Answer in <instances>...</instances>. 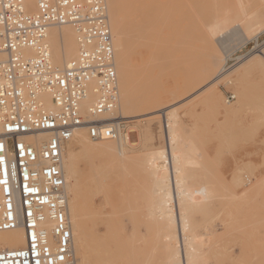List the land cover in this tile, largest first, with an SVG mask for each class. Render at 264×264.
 <instances>
[{
  "label": "bare ground",
  "instance_id": "bare-ground-1",
  "mask_svg": "<svg viewBox=\"0 0 264 264\" xmlns=\"http://www.w3.org/2000/svg\"><path fill=\"white\" fill-rule=\"evenodd\" d=\"M213 1L223 3V0ZM213 1L209 2L212 6ZM245 1L247 5L243 11H238V14L235 13L237 15L233 17L220 18L221 20L219 19L216 25L212 26L205 22L202 25V22L198 20L200 17H197L195 12L188 16V12L193 8L190 11H188L190 6L185 9L187 0H106L114 49V68L118 81L116 113L126 118L132 125L115 140H92L86 130L80 128L64 145L61 168L65 179L66 215L72 233L71 252L74 264H158L155 256L157 249H160L163 255L159 264H220L212 263L210 258L201 256L198 250L200 244L186 235L187 204L190 207L193 201L198 202L203 198L219 200V192L210 190L211 188L201 187L198 192L195 188L196 194L190 192L194 196L188 191L185 193L188 187L186 182L189 176L188 168L190 166L195 168L198 160H193L195 158L192 159L185 149L181 153L175 152L174 155H171L169 151L167 157L162 152H157L144 161V156L139 155L136 148L141 146L144 138L152 140L150 127L142 122L147 116L156 114L160 106H167L170 98L176 95L169 90L166 94L157 90L148 97L145 93L148 91L146 89L148 81L155 85L157 80L174 75L173 69L177 67L184 72V83L193 80V84L195 81L197 85L202 86V89H208L203 103L216 108L221 105L217 90L220 80H224V84L231 86L232 89L234 86V96L236 98L238 95V103L241 104L247 98L248 88L245 86L248 84L244 86L245 80L247 82L253 76L264 79V48L260 51L257 49L258 53L251 55L252 50L260 46L259 36L264 34V0ZM21 2L27 13L37 12L35 0ZM195 2L197 1L194 0V4ZM210 9L213 10V7L209 8L206 15L211 13ZM216 13L214 12L213 15L215 16ZM210 17L213 19L212 16ZM200 20L204 21L202 18ZM191 31L199 32L201 41L204 42L203 49L206 50L202 56L203 59L198 58L197 62L194 60L196 57L192 54V50L189 49L192 48L188 38L189 34H193ZM227 32H230L231 36L238 35L241 42L240 48L232 51V48L226 46L224 34ZM190 41L192 42L193 39ZM46 42L49 46L51 62L60 70L65 69L67 64L77 56L76 34L69 25L48 26ZM250 43L253 46L249 53L237 58L239 61L249 57L238 67L230 71L225 69L226 60L236 50ZM134 56H140L139 65L133 61ZM191 68L194 72L192 76L189 74ZM186 83L185 86H187ZM41 99L47 110L53 109L49 96L43 95ZM92 102V96H89L82 103L81 112L86 113ZM138 108H144L150 113L137 115ZM158 108L159 110L156 111ZM223 109L227 110V108ZM132 112H136L135 115H128ZM166 112L162 115L165 116ZM131 133H137L135 141L130 140ZM47 138L48 135L41 134L27 137L26 140L32 144H38ZM130 149H134L135 152H131ZM96 160H105V163L98 164ZM80 162L85 164V171L81 170ZM143 174L153 181L154 199L157 202L155 205L157 208L159 206L162 231L155 233L142 249L138 247L139 241L140 243L142 241L137 239L139 215L137 194L139 193L134 191L132 201L127 193L125 198L126 217L133 224L132 236L127 237L123 228L120 231L116 230L118 228L114 227L115 222H112L114 217H111L115 210L111 207L112 211L108 214L104 211V205L108 204L106 193L109 188L108 179L111 176L120 175L125 181L126 191L129 186L137 189ZM128 176L132 178L131 183L128 182ZM100 196L104 202L102 208L97 205V198ZM102 226L106 229V233L101 235L98 230ZM46 230L50 234L49 224L46 225ZM116 238H120L121 242L113 243ZM112 243L115 245L114 250L110 247ZM25 244V234L20 226L15 230L0 232V251L22 248Z\"/></svg>",
  "mask_w": 264,
  "mask_h": 264
},
{
  "label": "built area",
  "instance_id": "built-area-1",
  "mask_svg": "<svg viewBox=\"0 0 264 264\" xmlns=\"http://www.w3.org/2000/svg\"><path fill=\"white\" fill-rule=\"evenodd\" d=\"M21 1L0 0V232L20 226L26 244L1 250L0 264H74L64 145L80 128L92 140H115L129 124L116 113L108 9L106 0H35L37 12L29 14ZM50 25H69L76 34L77 56L63 70L50 59ZM234 55L225 69L238 61ZM43 95L50 97L52 110ZM89 96L93 102L82 113ZM234 99L226 92L227 104ZM41 134L48 138L38 144L26 140Z\"/></svg>",
  "mask_w": 264,
  "mask_h": 264
},
{
  "label": "rangeland",
  "instance_id": "rangeland-1",
  "mask_svg": "<svg viewBox=\"0 0 264 264\" xmlns=\"http://www.w3.org/2000/svg\"><path fill=\"white\" fill-rule=\"evenodd\" d=\"M187 1L188 4H186L185 9L190 6L189 10L187 9L190 11L193 8L192 11L188 12V16L197 13V17H200L198 20L200 23L202 22V25L205 22V24L212 26L216 25L220 18L236 16L238 11H243L247 5L245 0H223L224 4H219L217 3L219 1L214 2L213 0H196L195 4L194 0ZM207 1L208 4H206ZM211 1H213V6L209 4ZM193 4L194 6H192ZM204 6L213 7V10L210 9L211 13H208L213 19L205 14L209 11V8L206 9ZM201 7L205 9H201ZM214 12H217L215 16L213 15ZM201 18L204 21L200 20ZM210 18L211 20H209ZM191 33L193 32L191 31ZM224 36L226 37V46L232 48V51L241 47L238 35L231 36V33L227 32ZM188 38L189 45L192 46L189 49L197 58L194 59L195 62L198 58L203 59L202 56H204L206 50L203 49L204 42L201 41L202 38H200L199 32L196 31L195 33L194 31L193 34H189ZM193 42L194 44H192ZM263 42L264 34H261L259 36L261 47L252 50L251 55L264 48ZM252 46V43L247 44L233 54H235V57L246 56ZM247 58L237 61L236 65L230 64L228 71L241 65ZM133 61L139 65L141 62L140 56H134ZM176 68H172L175 76L172 75L163 80H157L155 85L151 81L147 82L146 89L148 91L145 93L148 97L152 96L153 92L157 90L165 94L172 91L176 95L170 98L167 106H160V110L159 108L156 109V111L159 110L156 114L147 116L142 122L150 127L152 140L147 137L144 138L143 143L136 148V151L139 155L142 154L144 161H146L151 154L157 152H162L167 157L169 151L171 155H174L175 152L180 151L181 153L186 149L189 152L188 155L199 162L195 161V168L192 166L188 168L189 176L186 181L188 187L185 193L188 191L189 194L194 196L190 192L195 193L196 189L198 192L201 187L211 188L210 190L213 189L219 192V200L203 198L198 202L197 200L193 201L190 207L187 204L186 235L200 244L198 250L201 256L210 258L212 263L264 264V79L253 76L249 81L246 82L245 80L244 86L248 84V86H245L248 88V92L246 100L241 104L238 103V95H236L233 102L226 103V92L234 94V86L232 89L231 86L224 84V80H220L217 90L220 94L222 107H218L221 106L218 105L216 108H211L203 103L208 89H202V86L197 85L195 81L193 84V80H189L190 84L186 81L187 86H185L184 72ZM193 73L191 68L189 74L192 76ZM236 90L235 93L237 94ZM166 108L167 110H164ZM223 108H227V110ZM137 111V113L132 112L128 115L133 116L135 113L146 115V113H150L144 108H138ZM165 111H167V114L164 116L162 114ZM130 125L132 124H128V127ZM129 138L131 141H135L137 133H131ZM130 150L133 153L135 152L134 149ZM96 161L98 164L105 163V160ZM164 165L167 167L166 163ZM79 166L81 170H86L83 162H80ZM224 169L226 170L224 171ZM127 179L131 183L132 178L128 176ZM150 180L149 177L143 174L137 189L129 186L125 191V181L121 179V176H111L108 179L109 188L106 193L108 204L104 205V211L108 214L112 211L111 207L115 210L111 217H114L112 222H115L113 226L118 228L116 230L120 231L123 228L127 237L132 236L134 232L133 224L126 217L125 198L127 193L131 196L129 199L132 201L134 191L139 193L137 194V204L139 205L137 239H141L142 243L139 241L138 247L142 249L155 233L162 231L159 206L157 205V208L155 205L157 203L154 199L153 191L155 190L153 181ZM102 201V196L97 198V205L100 208L104 203ZM152 201L154 202L152 203ZM217 205L220 207V212L217 211ZM174 219L176 221L175 217ZM176 230L178 231L177 225ZM98 232L102 235L106 233V229L102 226ZM117 242H121L120 238L113 241L115 244ZM113 243L110 244V247L114 250L115 245ZM157 245L159 246V244ZM155 256L157 263H161L163 255L160 249H157Z\"/></svg>",
  "mask_w": 264,
  "mask_h": 264
},
{
  "label": "crops",
  "instance_id": "crops-1",
  "mask_svg": "<svg viewBox=\"0 0 264 264\" xmlns=\"http://www.w3.org/2000/svg\"><path fill=\"white\" fill-rule=\"evenodd\" d=\"M244 160H245V158H244ZM226 169H224V171H225ZM229 184V183H228ZM237 195H238V192H237ZM217 211L218 212H220V207H219V205H217Z\"/></svg>",
  "mask_w": 264,
  "mask_h": 264
}]
</instances>
